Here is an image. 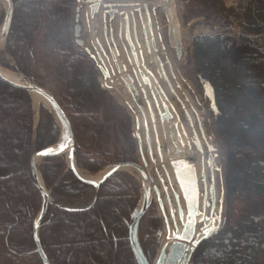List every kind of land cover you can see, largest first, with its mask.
Instances as JSON below:
<instances>
[{
  "label": "trees",
  "instance_id": "16d2710c",
  "mask_svg": "<svg viewBox=\"0 0 264 264\" xmlns=\"http://www.w3.org/2000/svg\"><path fill=\"white\" fill-rule=\"evenodd\" d=\"M76 1L13 0L6 43V51L15 60L13 69L37 81L32 61L37 58L38 47L42 49L38 43L44 46V56L50 57L41 30L44 21L53 28L60 27L61 42L72 50L67 53L71 60L67 68L78 70L76 61L85 62L89 53L63 35ZM183 5L185 20L204 16L219 21L221 14L227 18L224 32L193 37L191 59L196 78L201 82L205 109L213 117L215 137L223 147L225 212L219 227L198 244L188 264H264V0H237V5L230 8L225 6V0H183ZM3 18L0 8V25ZM230 19L238 20L241 26L237 36L229 31ZM52 71L57 84L53 94L72 124L77 164L95 173L103 166L104 121L89 94L70 81L64 69L56 66ZM34 115L31 94L0 79L3 264H22L27 259V264H43L34 236L42 195L32 173L31 157L34 151L58 140L60 126L44 104L37 122ZM131 121L128 115L124 117L119 157L122 162L138 161ZM67 168L64 155L45 157L40 170L47 187L58 199L78 201L91 197L92 185ZM138 187L132 175L124 174L122 188L128 218L139 201ZM157 207L153 201L139 223L140 245L149 263L156 257L164 231V218ZM109 217L112 219L111 205L103 185L88 207L51 203L40 224V240L50 264H110L114 222ZM126 264H139L132 250Z\"/></svg>",
  "mask_w": 264,
  "mask_h": 264
},
{
  "label": "rangeland",
  "instance_id": "374dc122",
  "mask_svg": "<svg viewBox=\"0 0 264 264\" xmlns=\"http://www.w3.org/2000/svg\"><path fill=\"white\" fill-rule=\"evenodd\" d=\"M111 0H104L105 3H110ZM129 1L132 0H124V2L126 4H123L121 7L123 9H125V7H129L130 5L127 3ZM142 2H145L149 5V9L150 12L152 14V16L154 17L155 21H153V30L154 32H156L157 36H155L156 41L157 39L159 40H163L165 45L168 47L165 48V50H168L169 54L175 59L176 61V67L178 69V72L182 78V88L183 91H185L191 101H192V105L197 109L198 114H196V126L198 128V131L201 133L200 130V125H202V127H204V131L207 135V144L209 143V141H211V143H209L208 145H206L205 147H203V149L207 150V154L208 152H212L213 156H214V165L216 167L215 169V181H216V198H215V208L217 210H213V214H209L207 215L206 218H209V220L216 218V222L217 224H220L219 222V215H224L225 212V195L223 198V201L221 202V196L223 195V188H224V177H223V173H222V169L223 168V162H222V152H223V147L222 145L217 141L216 137H215V132H214V125H213V117L211 116L210 112L205 109V96H203L200 85L201 82L199 79H197V75L194 69V65L192 63V55L194 52V48H193V37L198 35V34H210V35H214L217 32H224V26L223 23L226 22L227 18L225 16H223L222 14L219 15V17L221 16V18L219 19V21H213V20H207L205 19L204 16H197L194 18H191L189 20H185L184 18V5H183V0H175V4H176V10H177V16H178V20L181 26V32H182V49H183V55L181 57H178L176 55V51L174 49V47L172 46V48L170 47L171 41L169 40V36L168 34L170 33L169 28L167 27L168 24V19L167 16L165 15V13L163 12L162 8L159 6L156 8V13L155 15L153 14V10H154V5L155 3H157L160 0H140ZM88 2H90V0H77L76 4L74 5L73 9H72V14H71V18L68 22V26L67 28L64 30V37H68L70 39H73L75 41V43L82 49H84L83 47H81L77 42H76V38H75V24H76V19H75V15L78 12L77 11V6L80 5V23L82 24V32H81V36L80 38L83 39L86 43V45L88 47L91 48V51L93 54H95V56L97 57V59H92L91 55L89 54V58L86 59L85 62H77L79 68H77L78 70H73V73L75 74H71V72H69V74H67L66 69L67 66L70 65V58L68 57V51L72 53V50L69 49L68 45L66 47L65 44H63V42H61L60 39V27L58 26L57 28H53L51 25H47L44 21H43V29L42 32L45 36V41H44V36H40V38H42V40L44 42H46L47 46V52L49 54L50 57H48V55L45 57L44 56V46L41 43H38L39 46H41V50L36 51V60L32 61V69H33V73L36 76L37 80L36 82L39 83L41 86H43L44 88H46L47 90L51 91L52 93L57 89V84H56V79H55V75L52 71V67L55 68L56 66L61 67V69L65 71V74L67 75L68 79L70 81H72L77 87L81 88L85 93H87L85 91V89L87 91H89L87 89V85H89L90 88H93L94 90H96L98 92V94L94 95L93 93L89 94V92L87 94H89V97L92 99V102L95 104V106L97 107V109L100 112V115L104 121V125H106V119H105V115L106 112L105 110L112 108V114L115 115L117 117V122H116V131L114 133L113 136L110 137V145L116 147L117 149V156L120 157V153H121V149H122V142H123V134H122V126H123V120L124 117L126 115H128L130 117V119L132 120V132L133 136L136 138V140L138 139H142L143 141V152L145 155V158L147 160V167L146 169L148 170L146 177L142 174H140L136 169H133V171H126V170H122V177L124 176V174H129L132 175L138 182V189H139V201L138 204L136 206V208L140 205V201L142 200V195L144 193V191L146 190V185L149 186H153V182L151 181V179H154V181L156 182L157 185L160 184V178H159V171H162L161 168V160L158 161L157 163H155V161L150 158V156L147 155V145L145 142V137H143L144 134V128H143V118H142V113L138 108L139 104L142 105H146L145 103V99L140 96L137 99V102L134 103L133 101L130 100V97L127 95V92L129 91L128 86H126L125 84H123L122 80L119 79V75H121L120 71L116 70V73L111 76L106 74V76L103 74V72L101 71V69L98 67L100 65L104 66V68L107 70V66L103 65L101 63V61L99 60V56L97 51H95L93 49V46L91 44V40L93 39V34L95 37H97V39L99 41H101L103 38H105V30L106 27L104 25L105 21L104 18L102 16H97V18L95 20L88 18V15H84V13H86L87 11V5L89 4ZM237 5V0H225V6L227 8L230 7H235ZM0 8L1 10L5 13V2L0 0ZM109 17V16H108ZM109 20V19H108ZM49 23V22H48ZM109 25L111 27H113V33H115L117 35L118 31V26L119 23L116 19H114L113 21H109ZM228 27L230 28L229 31L233 32L234 35H237L240 30H241V26L238 23V20H231L230 19V23L228 25ZM51 28V29H50ZM59 29V30H57ZM143 36V34H142ZM161 37V38H160ZM143 41H144V37ZM57 40H59L60 42L57 43ZM40 41V40H38ZM145 42V41H144ZM106 47V52H108V54L110 53V47L108 45H105ZM158 51V53L161 55V59L163 60V62H165L166 60V56L162 54L163 50L162 47L158 49H156ZM41 53V54H40ZM123 61L128 63V68L130 71V74L133 75V81L135 83V86L138 88V90L141 91L140 89V84L137 82V80L135 79V75L133 73L132 70V64H129L128 60L123 57ZM8 63V64H7ZM149 63V64H148ZM147 63V67L150 69V72H152L155 76H156V66L153 62H148ZM0 64L5 67L8 68L12 71H15V69L12 68V65L15 64V60L9 55V53L6 51V44L3 47V49L0 50ZM8 66V67H6ZM63 66V68H62ZM74 67V66H73ZM77 67V66H76ZM95 79H94V77ZM29 77H32L29 75ZM127 90V92H126ZM32 100H33V108H34V118L35 121H38L39 115H40V107L42 104L44 103H36L34 102L33 96L31 95ZM101 97L103 98L102 101L99 102V100H101ZM174 98V97H173ZM175 99V98H174ZM103 100L108 102L110 104V108L106 109L105 104L103 103ZM99 102V103H98ZM130 104H129V103ZM177 104L180 106L182 104V102L180 100L177 101ZM198 116V117H197ZM134 118V120H133ZM137 120H140L139 125L137 126ZM142 123V125H141ZM151 124V123H150ZM199 133V135H200ZM105 134V133H104ZM104 137V135H103ZM107 138H109V136L107 135ZM202 139V138H201ZM106 143L109 145V141L106 140ZM107 145V146H108ZM111 146H109L108 148H111ZM103 147H104V140H103V145H102V152H101V159H102V164H103ZM211 148V149H209ZM211 150V151H210ZM138 157H139V162L141 160V153L140 150L138 149ZM156 158V157H155ZM117 162H119V158L117 160ZM104 166V165H103ZM104 169V167H103ZM67 170H70L69 167L67 168ZM101 170V169H100ZM98 170V171H100ZM221 170V171H220ZM97 171V172H98ZM95 172V173H97ZM94 174V173H91ZM104 186V184H103ZM211 187V184H210ZM152 191H154V189L152 188ZM110 193L105 194V197L109 198ZM94 196V188H93V195L91 197H88L86 199H82V200H78V201H70V200H65V199H58L57 196H55V201L56 203L64 206V207H70V208H81V207H87L89 206L93 201H92V197ZM155 198V196H153ZM125 198V197H124ZM155 201V200H153ZM222 203V204H221ZM212 206V199L210 196V199L208 200V207ZM138 209V208H137ZM158 209V213L159 215L162 217V212L160 211V209L157 207ZM137 211V210H136ZM135 211V212H136ZM131 218V216H130ZM129 218V220H130ZM171 222V221H170ZM164 223V221H163ZM129 224V223H128ZM165 226V225H164ZM171 227H174V223L171 222ZM168 234V229L167 227H164V231L162 234V237L160 239V246L159 249L157 251L156 257L153 260V262H156L157 259V255L159 250L163 247V243L165 241V237ZM29 261V259L24 260V263L22 264H27ZM127 263V261H126ZM0 264H3L2 261L0 260Z\"/></svg>",
  "mask_w": 264,
  "mask_h": 264
},
{
  "label": "bare ground",
  "instance_id": "6f19581e",
  "mask_svg": "<svg viewBox=\"0 0 264 264\" xmlns=\"http://www.w3.org/2000/svg\"><path fill=\"white\" fill-rule=\"evenodd\" d=\"M123 3L124 1H119L117 5H120ZM164 3L169 4L168 7H166L165 9L164 8L162 9L168 18V25L170 26V33L168 34L169 40L171 41V43H175V42L180 41V39L182 38L181 26H180L178 16H177L175 0H166V2L158 1L157 3H155L154 6L156 7L160 6L162 8ZM134 4L135 5L125 7V9H123L121 6L119 7V12L117 13V15H115V18H114L119 23V26L117 29L118 31L117 35L113 33V27L109 25V21H113L114 19L108 20L106 18L105 19L107 23L106 27L108 31L110 27V32H111V29H112V32L108 33V31L106 30L105 38H103L101 41H99L97 37H95L93 34V39L91 40V44L93 46V49L97 51V53L100 55L98 58L101 61V63L108 67V70L110 71L111 76L115 74L114 71H116V64L119 66L120 73H121V75H119V79L122 80L123 84L128 86L129 91L127 92L126 90V92H127V95L130 97V100L136 103L137 99L140 96H142L145 99L146 101V105H144L145 113H142V118H143L142 122H143L144 128L147 129L146 123L144 124V120L146 119L148 120V126L150 129L149 133L152 139L153 151L156 152L155 153L156 158H154L155 163L161 160V168H162V165L165 164L170 173V176H168L166 172L162 169L164 176L167 180L166 184L168 186L165 184V180L163 176H161V182L163 186L166 185L165 192H167L169 196L173 198L172 206L177 209V203L175 202L174 197H173V189L177 190L180 194L181 192L176 182V179L174 177L172 167L169 165L170 164L169 155L165 151V146H166L165 136L162 130V125L160 124L161 121L159 117V112L154 107L156 103H154V99H153L154 97L152 95L153 93L157 97V100L160 105L159 108L161 110H163L162 104H164L165 102L167 103L168 108L173 116V123L177 125V128L175 127V134L180 133L181 138H182V142L177 141V145L179 146L180 151H181V153L177 155H182L184 157L187 156V158L191 161L192 171H195L196 176L199 180L200 192L202 193V195L208 192V199H210V196H211L209 191H210L211 173H212L208 165V162H207L209 152L207 154L206 149L199 150L197 143L196 144L193 143L194 138L195 137L198 138V134L200 132L198 131V128L196 126V115L194 112V107L192 105L193 103L189 95L185 91H183L182 78L176 67L175 59L169 54L168 50H163L162 48L163 50L162 54L166 56V59H165L166 61L163 62V60L161 59V55L154 48V39L156 40L155 36H157V34L156 32L151 31L150 29V26H149L150 17L148 16L145 10V7H144L145 2L138 1V2H134ZM137 8L140 10L139 13L135 11V9ZM151 21H155L153 16H152ZM143 32H145L146 34L147 44L143 41V38H142ZM127 38L128 40L129 39L131 40L132 44L136 48L137 58L139 59V62H140V65L137 66V68L135 65L133 53L130 49V45H129L130 40L128 41ZM59 40H57V43L60 42ZM104 44L110 47L109 54L108 52H106V47L104 46ZM157 44H158V47L161 48L162 43H160L158 39H157ZM4 46L5 44L1 43L0 50L3 49ZM123 57H125L126 59L127 57L129 58L128 62L129 64H132L133 71H135L134 73L135 79L140 84V89H145V95L142 93V91L138 90V88L135 86V83L133 81L134 80L133 75L130 74L128 63L123 61ZM149 61L153 62L156 66V76L150 75V73H148L147 71L149 68H145L141 64L142 62H144V64L146 65V63H148ZM161 61L164 63L163 69L160 65ZM72 69L73 68L71 66L67 68L66 69L67 74H69V72H71L72 74L73 73ZM0 70H2L10 78L18 79V75L15 71L5 68L1 64H0ZM140 71H143L147 76L150 77V81L152 84L151 86L148 87L143 82V78H142ZM85 85H87V89L89 90L87 91L85 89L87 93L88 92L89 94L93 93L94 95L98 94V92L94 90L93 88H90L88 84L85 83ZM135 91H139V94L135 95L134 94ZM33 99H34V102L39 103V104L45 102L44 99L38 96L37 94H33ZM102 99L103 98L101 97V100H99V102L102 101ZM147 100L150 101L151 108L153 109V112L155 115V124L158 127L157 132L160 136L159 139H160L161 148H162L163 160L160 157V153L158 154V147L156 145V137L154 135V126H153L154 123L153 125L152 123L150 124L151 121H150V116H149ZM178 100L182 102L183 106L182 105L179 106L177 104ZM103 103L105 104L106 109L110 108V104L108 102L103 100ZM112 111H113L112 108L105 110L106 112L105 119L107 121H106V125H104V133H105L103 137V140H104V147H103L104 169L102 170V172L99 174L97 173L91 174L87 170H84L83 168L79 167L77 163L75 164L73 163L75 165L77 173L80 176L85 177V178L94 179V180L103 179L107 193H109V177H108V173L110 171L109 166L111 164L116 163L118 160V156H117L118 153H117L116 147L110 145V141H111L110 137L113 136L116 131V122H117V117L112 114ZM107 135L109 136V138H107ZM143 137H145L144 134H143ZM199 138H200L199 140L200 145L203 147L211 143V141H209V143L207 144L206 141L203 139L201 133L199 135ZM106 140L109 141V145L106 143ZM109 146H111V148H108ZM169 146L173 148L171 144H169ZM69 164L70 166H72V161L69 160ZM122 170L133 171V168L130 166H126L122 168ZM204 175H206V179H204ZM170 180L172 181V185H170ZM202 195L200 197L199 213L197 217L198 220L202 216H207L211 214V211H212V206L211 207L203 206V196ZM147 196H149L148 189L144 191V195L142 197V200L140 201L139 209H141ZM166 203L168 204L167 201ZM182 204L185 207V203L183 199H182ZM215 210L217 209L215 208ZM170 221L174 223V227L173 228L171 227L170 232H168V234L166 235L165 237L166 239L163 243V247L160 249L158 257L156 259V262H154V264H166L170 258H172L176 264H185L187 256L189 255L190 250L192 248V244L189 243L183 255L179 257L178 259H175L173 254L171 255L170 253L171 246L176 241V235L174 234L173 231L176 228H178L179 231H182L183 222L177 216L172 217ZM209 222L210 220H205L203 221V223L198 224L197 233L200 231L203 225ZM128 233H129V229H128ZM128 236L130 237L129 234Z\"/></svg>",
  "mask_w": 264,
  "mask_h": 264
},
{
  "label": "water",
  "instance_id": "95a60500",
  "mask_svg": "<svg viewBox=\"0 0 264 264\" xmlns=\"http://www.w3.org/2000/svg\"><path fill=\"white\" fill-rule=\"evenodd\" d=\"M5 2L6 8L4 13V18L2 20V23L0 25V44L4 43L6 44L10 28L12 24V17H13V11H14V3L13 0H3ZM94 1L91 5V13L92 15L95 14L100 6L102 0H90ZM163 1V0H161ZM166 1V0H165ZM109 6V5H106ZM168 3L163 4V8L165 9L168 7ZM146 12L148 16L150 17V11L148 8V5H145ZM139 10V9H138ZM77 14H76V25H75V36H76V42L80 46H84V40L80 38L81 31H82V25L80 24V7H77ZM140 11V10H139ZM109 14L111 17L114 16V9H110ZM154 12H156L154 10ZM150 20V18H149ZM150 29L152 30V22L150 21ZM130 40V39H129ZM128 40V41H129ZM131 50L135 54V61L136 64L139 65V60L136 55V49L135 46L132 44L131 40L129 41ZM155 46V43H154ZM176 46V52L177 55L180 56L182 53V49L179 47V42L175 43ZM85 49L90 52V49L88 47H85ZM162 69L164 65L160 64ZM143 66L144 63H143ZM105 74L107 72L103 70ZM16 73L18 75V79H12L9 76H7L2 70H0V79L3 81L14 85L16 87L22 88L27 90L32 96L33 94H37L38 96L42 97L44 99V104L52 111L54 117L56 118L58 125L60 126V136L58 140L52 144L49 145L42 150L34 151L31 157V169L32 173L35 179V183L38 187V189L41 192L42 195V207L39 211L35 221H34V236L35 241L37 244V251L40 253L43 264H50V260L44 251L41 240H40V224L43 221L48 207L51 203H54L55 201V194L54 192L49 189L44 181V178L42 176V173L40 171V162L48 156H55V155H64L67 157V160L72 161V166H70V169L74 172L75 176L82 180L85 183H88L93 186L94 188V201L97 198L99 189L102 184L105 185L104 180H94L90 178H85L80 176L75 168L76 157H75V137L74 132L72 128V124L61 107V105L56 100L54 94L41 86L39 83L34 81L31 77L26 75L23 71L17 68ZM142 78L146 84L151 86V81L148 76L144 74L143 71H140ZM143 92L145 93V89H143ZM157 105H159L157 98H155ZM150 105V104H149ZM142 108V106H140ZM164 111L160 110V118H161V124H162V130L165 136V148L166 152L169 155V163L172 167V171L174 173V177L176 179V182L178 184V187L180 189L181 194L173 189V197L175 202L177 203V209L172 206L173 198L169 196V194L166 192L167 195V202L170 208L172 209L171 215L172 217H176L178 213V217L183 222V232L179 231L177 228L175 231L176 235V241L171 246V255H174L175 259H178L181 257L186 250V247L189 243L192 244V248L190 250L189 255L187 256L185 264L188 263L190 260L192 253L194 249L198 246V244L208 235H205V229L211 228L213 223H215L216 229L219 227V224L216 222V218L213 217V219L210 220L209 223H206L202 226L200 231L197 233V225L203 223L205 220H209V218H206L207 216H202L198 220V213H199V205H200V187L198 178L196 177L195 171H192L191 161L186 157L182 155H177L181 153L179 146L177 145V141L182 142L181 134L176 133L174 131V128H177V125L173 123L172 121V114L168 108V105L166 103L163 104ZM151 118L155 122V115L153 110L151 109ZM154 130L157 137V146L160 153V157L163 160L162 155V148L161 143L159 139V134L157 132L158 127L156 124H154ZM203 134L204 129L202 128ZM205 136V134H204ZM206 137V136H205ZM147 143L149 148H152V142L149 134V128H147ZM171 144L173 148L169 146ZM198 148L202 150V146L200 143H197ZM48 151L49 155H42L41 153ZM74 163V164H73ZM126 166H133L136 169H138L142 174H145V171L143 167L133 161L128 162H116L114 164H111L110 171L108 173L109 177V198L106 197V200L109 201L111 205V212H112V219L114 222V225H112V235H113V241H114V249L113 254L111 258L110 264H126L127 256L129 255V252L132 250L135 254V257L139 264H149L146 260L142 248L140 246L139 237H138V229H139V223L145 212L147 211L148 207L151 204V193L149 192V196L146 197V200L144 201L141 209L139 211H136L128 220V216L126 213L125 208V198L122 188V168ZM209 166L212 171L211 176V182L212 185L210 187V195L212 199V215L213 210L216 206L215 204V198H216V187H215V177H214V157L213 154L210 153L209 155ZM163 170L166 172L168 176H170V173L166 167L165 164L162 165ZM103 168L97 172V174L101 173ZM204 179H206V175H204ZM170 185H172V181L170 180ZM164 189L166 191V185H164ZM104 191L106 194V189L104 187ZM150 191V189H149ZM156 194L158 196V202L163 211H165V205H164V199L161 197V191L158 187H155ZM203 206H208V192L204 193L203 195ZM224 195L221 196V202L223 201ZM182 199L185 203V207L182 204ZM92 205V204H91ZM110 219V217H109ZM110 219V222L111 220ZM219 222L221 221V215L218 217ZM129 221V222H128ZM166 222L169 226L168 219H166ZM129 223V225H128ZM129 229V233H128ZM212 233V232H211ZM210 233V234H211ZM130 235V237L128 236ZM184 236H187L188 239H183ZM197 236V237H196ZM126 256V257H125ZM126 258V259H125ZM166 264H176L172 258L168 260Z\"/></svg>",
  "mask_w": 264,
  "mask_h": 264
},
{
  "label": "snow or ice",
  "instance_id": "6c2138e0",
  "mask_svg": "<svg viewBox=\"0 0 264 264\" xmlns=\"http://www.w3.org/2000/svg\"><path fill=\"white\" fill-rule=\"evenodd\" d=\"M42 155H49V154H51V153H49L48 151H45V152H43V153H41ZM214 231H216V226H215V223H213V225H212V227L211 228H206L205 229V235H208V234H210L211 232H214ZM183 239H188V237L187 236H184V237H182Z\"/></svg>",
  "mask_w": 264,
  "mask_h": 264
}]
</instances>
